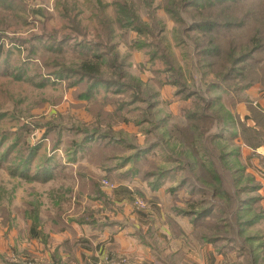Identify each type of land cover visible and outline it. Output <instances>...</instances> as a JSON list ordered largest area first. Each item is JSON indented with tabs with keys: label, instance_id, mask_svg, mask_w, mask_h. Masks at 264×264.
<instances>
[{
	"label": "rangeland",
	"instance_id": "374dc122",
	"mask_svg": "<svg viewBox=\"0 0 264 264\" xmlns=\"http://www.w3.org/2000/svg\"><path fill=\"white\" fill-rule=\"evenodd\" d=\"M24 1V11L13 7L0 12V75L9 72L17 78V89L22 91L19 98H23L18 103L0 101V110L17 109V121L1 119L0 130H16L20 120L26 125L25 143L40 146L39 154L53 157L59 163L55 170L65 174L46 183L30 182L0 167V264L17 263L20 258L26 263L50 260L60 264L56 256L63 257L61 264L67 256L73 259L71 264H84L88 259L106 264L115 248L133 255L136 262L154 264H202L200 259L205 264H264V166L260 163L264 148L245 145L241 128L243 120L254 124L251 106L256 108L255 94L248 93L252 88L237 94L231 91L234 88H218L205 93L203 100L195 96L184 99L177 86L159 82L146 49L133 46L146 37L135 31H118L112 40L114 48L105 42L108 46L99 66L104 79L127 82L129 87L96 88L95 98L107 102L105 110L112 112V120L115 116L120 119L97 126L87 110L91 101L75 95L80 87L88 90L95 81L85 78V84L78 86L75 71L84 60H95L98 52L80 44L77 31L65 29L58 32L56 41L65 39L67 33L72 39L54 47L49 33L52 26H58L54 18H59L55 7L59 0ZM77 1L60 3L73 4L70 12L75 13ZM138 3L144 19L149 21L151 12L160 18L166 39L160 45L178 66V76L189 86L201 83L204 68L196 64L194 36L200 45L207 42L208 35L221 42L225 39L221 35L230 30L213 27L211 34L203 29L187 30L182 23H189L192 17L183 13L187 21L176 20L165 9L166 0H150L147 8L148 3ZM214 4L233 7L236 15L250 6L261 9L264 17V0H216ZM47 14L51 17L46 18ZM88 15L85 12L79 17L80 25L87 26ZM112 56H119L116 66L122 72L112 65ZM214 77L211 74L205 80ZM257 88L264 90L260 85ZM238 98L242 101L237 102ZM188 109L198 114L189 118L185 116ZM42 119L54 125H43ZM48 128L56 132L48 134ZM11 142L8 139L7 145ZM94 154H113L108 168L113 167L117 174L132 170L126 175L132 179L119 176L111 180L108 168L91 165ZM80 166L93 168L101 176L100 187L109 205L94 194H79L71 172ZM141 172H149L148 178H142ZM104 180L115 187H108ZM138 199L145 201V209L139 208ZM87 208L103 209L119 222L117 228L101 237L92 236L88 225L76 222L90 212ZM206 210L210 214L197 223L196 216ZM101 214L98 210L93 216L101 219ZM60 218L70 228L54 233L49 223L60 222ZM94 244L105 245L106 255ZM121 245H128L134 253Z\"/></svg>",
	"mask_w": 264,
	"mask_h": 264
},
{
	"label": "trees",
	"instance_id": "16d2710c",
	"mask_svg": "<svg viewBox=\"0 0 264 264\" xmlns=\"http://www.w3.org/2000/svg\"><path fill=\"white\" fill-rule=\"evenodd\" d=\"M60 1L61 0L55 5L57 12L56 16L59 18L54 19L58 21V26H52L53 29L50 30L49 33V35H51L50 38H52V45L55 47L57 42L63 43L66 42V39L67 41L72 39L70 38V34L67 33V36H64L66 37L65 39L62 40L61 38L56 41L58 35H60L58 32L61 33L63 29H65L72 32L77 31L76 36L81 38L80 44H84L89 50L93 49L94 52H98L93 56L95 60H84L80 65V70L75 71V76L78 77V86L83 83L85 84V80H87L85 78L95 81L88 90L81 89L80 87L75 95L77 98L83 97L91 101L87 110L94 118L97 126L103 125V123L111 124L114 121L118 122L120 119H118V116H115V120H112V112L108 113L105 110L107 102L95 98L96 88L100 85L109 86L111 88L120 85V87L123 86V88L129 87V83L127 82L124 83L113 78L104 79L105 77L101 75V66H99L101 63L99 61L104 57L103 53L108 46L106 43H110L114 48V42H112V40H114L118 31H122V33L125 34H128L130 31H135L138 33V36L146 37L136 40L133 46L139 49H146L150 56V61L152 62L151 71L163 79L161 80L159 78V82L161 84L168 83L177 86L179 89L178 95H183L182 98L184 99L195 96L203 100L205 98V93H211L218 88L229 91L231 90L230 88H234V90L231 91L237 94L239 91H247L259 85L264 87V17L261 9H255L250 6L244 7V9L247 10L242 15H236L234 12L235 8L227 5L216 6L214 4L216 0H166L165 9L176 20H181L182 22L187 21L183 18V13L188 14L190 19L192 17L189 23H182L183 26L187 25V30L203 29L205 32L211 34L213 32V27H224L229 29L230 32H240V34L239 32L227 33L225 30L221 35V39H225L221 42L217 40V37L208 35L206 38L207 42H204L202 45L196 41V36H194V49L192 50L197 58L196 64L202 65L201 67L204 68V72L201 76V83H196L193 87L189 86L185 80L183 81L179 77L180 74L178 76V66L171 56H169L167 48L160 45L166 40L163 35L164 28L160 22V18L156 17L154 13L151 12L147 15L151 20L148 21L147 18L144 19L142 14L139 13L141 6L138 2L141 1L142 5L148 3L146 5L147 8V6L151 5V3H149L150 0H112L110 2L106 0H81V2H78L76 0L77 3H74V9L77 8V10L75 13L70 12V8L73 4L61 5ZM24 3H26L24 0H0V12L2 9L11 11L13 7L24 11L26 9ZM195 4L198 6L194 7ZM110 8L111 11H109ZM85 12L89 13L87 16L89 21L87 22V26H82L80 25L81 20L79 17ZM32 13L36 15L37 10H32ZM47 17L49 18L51 16L47 14L46 18ZM1 20L2 18L0 17V21ZM184 29L182 28L183 33L186 32ZM76 36L73 39H75ZM206 36L207 35H204V37ZM102 48H104V50H101ZM108 51L109 50H107V52ZM118 58L119 56L111 57L112 65L115 69L122 72L120 67L116 66ZM240 63L244 64L236 69L237 65ZM194 64L193 62L192 65ZM8 73L9 72L0 75V101L4 100L3 103L8 101L18 103L21 99L23 100V98H19L22 91L20 92V90L17 89L18 86H16V83H18V79L14 76H10ZM211 74L215 77L206 81L205 78ZM157 77L158 76H156V78ZM230 82H232V84H229ZM132 89L134 88L132 87ZM241 98H238L237 102L245 99ZM189 110L191 109H188V111ZM11 111H15V114ZM188 111L185 110V116L189 118L198 114V112L189 111L188 113ZM251 112L254 117H252L254 122L253 125H249L245 120L241 121L243 142L253 149L259 147L264 148V112L258 107L255 108L252 106ZM114 113L116 115V112ZM16 115L17 109L0 110V120L8 118L9 121L15 122L17 121ZM124 120L126 119H123V121ZM18 121L19 124L16 130H11L10 128H6L4 131L0 130V167H6L8 173L12 176H20L30 182L38 181L46 183L48 180L61 178L65 173L61 174L62 171L59 172V170H55L54 167L59 163L56 162L53 157H46L44 154L40 155L38 152L40 146L36 148V146H29L25 143L24 133L26 131V125L24 126L20 124V120ZM126 121H128V119ZM42 123L43 125H46V123L49 126L54 125V122H45V119H42ZM42 123L38 122L37 124L42 125ZM107 127L111 128L112 126L107 125ZM111 129L104 130L110 132ZM55 132V128H48V134ZM8 139H12V142L7 145ZM112 156L113 154H94L90 163L94 167L100 168V170H106L108 164L112 162ZM38 158L43 159V161L39 163L37 161ZM260 163L264 166V157H260ZM116 171L117 170H114L113 167L108 168L106 170L107 177L111 180H115L116 177L119 176L128 180L133 177L130 175L126 176L132 170L118 173L119 175ZM114 173H116V175ZM140 176L142 178H148L149 172H141ZM71 177L78 181L80 195L86 193L91 197L94 194L97 199H102L104 203L106 202L105 205H109L106 201V193L100 187L101 176L95 173L93 168L80 166L77 171L74 170L71 172ZM158 182L159 180H157V184ZM87 210L90 212L77 219V223L88 225L93 231H104L107 228H117L119 222L104 213L103 209H98L99 212L103 214H101L103 216L101 219L93 216L98 213V210L92 208H87ZM60 214L59 216L63 217L62 212ZM209 214L210 210L199 213L196 216L198 220L197 223L199 221H205ZM67 227L70 228V225L62 218H60V222L55 219L49 223L50 230L58 234L65 232ZM56 260L61 264L62 257L56 256ZM72 260L71 257L67 256L66 263L64 264H71ZM3 262L4 261L1 263ZM114 262V264H154V262L147 260L136 262L129 257H115ZM7 263L53 264L50 261L26 263L21 260L17 263L5 262V264ZM86 264L91 263L87 262Z\"/></svg>",
	"mask_w": 264,
	"mask_h": 264
},
{
	"label": "crops",
	"instance_id": "0c3cea01",
	"mask_svg": "<svg viewBox=\"0 0 264 264\" xmlns=\"http://www.w3.org/2000/svg\"><path fill=\"white\" fill-rule=\"evenodd\" d=\"M258 88L256 87V88H252L248 93H253V94H255V95H253V96H255L253 99H254V102H256V107H258L259 109H261L263 112H264V90L262 89V90H257ZM244 113H247V111H244ZM107 230H109V228H107V229H105L104 231H93V230H91V235L92 236H99V234H100V237H101V235L104 233H106V231ZM100 237H99V239H100ZM95 245V247L96 248H100L101 249V247L104 249V251H105V255H106V247H105V245H102V244H94ZM98 245V246H97ZM114 245V244H113ZM116 247V246H115ZM121 247L122 248H125V249H128V251H129V254H133L134 252H133V250L128 246V245H126V246H122L121 245ZM86 251V250H85ZM103 251V250H102ZM90 254V253H89ZM114 256L112 257V258H110L109 260H105V262H106V264L107 263H111V264H114L115 262H114V258L115 257H129V258H131V259H133V255H125L124 253H121V252H119L116 248H115V250H114V253H112ZM105 257H107V256H105ZM65 258V257H64ZM51 259V258H50ZM125 259V258H124ZM20 260L21 261H23L22 260V258H20ZM62 260H63V257H62ZM89 260V259H88ZM88 260H86L85 262H84V264H86L87 262H89ZM50 261V260H49ZM141 261H143V260H140L139 262H141ZM200 261H202V264H205V262H203V260L202 259H200ZM51 262V261H50ZM53 264H54V262H52ZM91 263V262H90ZM91 264H93V263H91ZM193 264H196V261H194V263Z\"/></svg>",
	"mask_w": 264,
	"mask_h": 264
},
{
	"label": "built area",
	"instance_id": "2783aa9c",
	"mask_svg": "<svg viewBox=\"0 0 264 264\" xmlns=\"http://www.w3.org/2000/svg\"><path fill=\"white\" fill-rule=\"evenodd\" d=\"M104 183L109 187V185H110V187L112 188H114L115 186L112 184V183H110L109 181H107V180H104ZM136 203H138V206H139V208H141V209H145L144 207L146 206V203H145V201H143L142 199H138L137 201H136Z\"/></svg>",
	"mask_w": 264,
	"mask_h": 264
}]
</instances>
